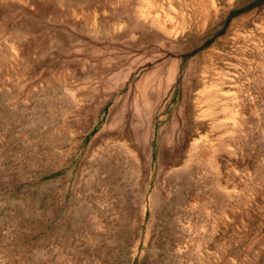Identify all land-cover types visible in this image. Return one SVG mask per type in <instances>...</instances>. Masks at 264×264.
I'll return each mask as SVG.
<instances>
[{
    "label": "rangeland",
    "instance_id": "rangeland-1",
    "mask_svg": "<svg viewBox=\"0 0 264 264\" xmlns=\"http://www.w3.org/2000/svg\"><path fill=\"white\" fill-rule=\"evenodd\" d=\"M0 264H264V0H0Z\"/></svg>",
    "mask_w": 264,
    "mask_h": 264
},
{
    "label": "bare ground",
    "instance_id": "bare-ground-1",
    "mask_svg": "<svg viewBox=\"0 0 264 264\" xmlns=\"http://www.w3.org/2000/svg\"><path fill=\"white\" fill-rule=\"evenodd\" d=\"M218 1V0H217ZM214 3V2H213ZM153 4V3H152ZM154 5V4H153ZM152 7V6H151ZM150 7V8H151ZM147 8V7H146ZM153 8V7H152ZM143 10V9H142ZM144 11H147V9L146 10H143V12ZM150 11V10H149ZM154 12H155V10H154ZM157 12V11H156ZM208 12V11H207ZM217 13V12H216ZM227 13V12H226ZM149 14V13H148ZM156 14V13H155ZM215 14V13H214ZM151 15V14H150ZM152 15H154V14H152ZM160 15H158V17H159ZM166 16V15H165ZM168 16V15H167ZM169 17V16H168ZM167 17V18H168ZM203 17H205V16H203ZM202 17V18H203ZM151 18V17H150ZM149 18V19H150ZM161 18V17H160ZM170 18V17H169ZM211 18V17H210ZM153 19V18H152ZM159 18H157L156 20H158ZM168 20V19H167ZM197 20V19H196ZM203 20H204V18H203ZM161 21H162V19H161ZM164 21V20H163ZM184 21V20H183ZM198 21V20H197ZM169 22V21H168ZM200 22V21H199ZM157 23V22H156ZM167 23V22H166ZM166 23H164V24H166ZM202 23V22H201ZM204 23V22H203ZM208 23V22H207ZM206 23V24H207ZM149 24V23H148ZM160 24V23H159ZM158 24V25H159ZM190 24V23H189ZM162 27H161V29H162V31L163 32H165L166 34H168V35H170V36H172L173 35V39L174 40H178L179 39V37H178V32H176V29H174V28H171V29H167L166 28V26L165 25H161ZM175 26V25H174ZM177 26V25H176ZM188 26V25H187ZM198 26V25H197ZM200 26V25H199ZM168 27V26H167ZM195 28V27H194ZM187 29H189V28H187ZM181 30V29H180ZM178 31H179V29H178ZM185 31V30H184ZM198 31H199V28H198ZM192 32H194V31H192ZM162 33V32H161ZM164 34V33H163ZM196 33H194V35H195ZM192 36V35H191ZM199 36V35H198ZM169 37V36H168ZM172 38V37H171ZM195 38V37H194ZM185 39V38H184ZM205 39V38H204ZM198 40V39H197ZM196 41V40H195ZM170 42V41H169ZM202 42V41H201ZM189 44V43H188ZM199 44V43H198ZM203 45V44H202ZM201 45V46H202ZM197 47V46H196ZM178 48V47H177ZM176 49V48H175ZM180 49V54L181 55H183L184 53H186V52H188L189 50H190V46L189 45H187V46H182V47H180L179 48ZM173 51V50H172ZM178 51V50H177ZM213 54V53H212ZM213 56V55H212ZM162 60V59H161ZM207 60V59H206ZM155 62H158V60L157 59H155V58H153L152 60H147L146 61V63H148V64H153V63H155ZM207 62H209V61H207ZM139 63V62H138ZM182 63H183V61H182V59H180V60H178V62L177 63H175V64H172L169 68H168V71H166V72H164L163 70L164 69H162V66H160V65H157V67L152 71V73L150 72V75H147L146 76V79L144 80V82H141V85H143L142 87L141 86H139V87H141V91H140V94H139V96L137 97V99H136V108L137 109H139V106H141L142 105V103L141 102H145V105H146V110L149 112V114H151V111L153 110V108L156 106V104L158 103V101L162 98V96L164 95V94H166V92L169 90V89H171V87L173 86V81L174 80H177L176 79V77H172V74L174 73V72H177V71H179V69H180V67H181V65H182ZM158 64V63H157ZM213 64V63H212ZM216 66V65H215ZM220 68V67H219ZM133 69V68H132ZM213 69V68H212ZM216 70V69H215ZM130 72V71H129ZM132 72H133V70H132ZM213 72V71H212ZM211 73V72H210ZM131 74V73H130ZM208 74V73H207ZM129 76V75H128ZM168 77V78H167ZM205 77H207V75L205 74V71H204V68H202V70L200 71V80H201V82H203V83H205ZM226 77V76H225ZM199 79V78H198ZM213 79V78H212ZM211 79V80H212ZM229 79V78H228ZM212 83V82H211ZM213 84V83H212ZM140 85V84H139ZM203 85H205V84H203ZM214 85H216V84H214ZM224 86V85H223ZM139 87L137 88L138 90H139ZM219 87V86H218ZM188 88V87H187ZM204 88V87H203ZM202 88V89H203ZM215 88V87H214ZM122 89V86H121V88L119 87V91ZM175 89V88H174ZM174 89H172V92H171V94H169V96H167L168 97V100L163 104V106H162V108H161V110H164L165 108H167V103L172 99V97H173V93H174ZM213 89V88H212ZM215 90V89H214ZM218 90V89H217ZM227 90V89H226ZM176 92V91H175ZM221 92H223V91H221ZM206 94V93H205ZM212 94H213V92H212ZM217 94V93H216ZM218 94H220V93H218ZM202 95V94H201ZM207 96H211V95H208V94H206ZM226 95V94H225ZM175 98V97H174ZM195 98V97H194ZM202 98V97H201ZM196 99L195 100V106L194 107H192V112H193V114H194V117H195V124H196V126L198 125V124H202V122H200V121H202V120H200L201 118H203V117H206V115H211V121L209 122V124H210V127L209 128H215L216 130H215V132L214 133H219L220 131H221V129H223L224 127H225V124H223L222 122H221V120L219 121V114L218 115H216V112H215V107L216 106H213V105H216L217 104V100L218 99H216L215 100V98L216 97H214V98H210V97H206V96H204L202 99ZM204 103H206V104H208L207 106H205V104ZM224 103V102H223ZM227 103V102H226ZM207 107H209V108H207ZM223 110V109H222ZM226 110V109H225ZM225 110H223V111H225ZM224 113V112H223ZM152 115H153V113H152ZM192 116V115H191ZM210 119V118H209ZM152 121V120H151ZM223 121V120H222ZM190 122V121H189ZM134 129V128H133ZM141 129V128H140ZM132 131V130H131ZM134 131V130H133ZM137 131V130H136ZM139 131V130H138ZM204 131V130H203ZM138 132H136L135 134H136V136L138 135L137 134ZM159 135V134H158ZM211 135V134H210ZM210 135H209V137H210ZM146 136V135H145ZM201 136V135H200ZM221 136V135H220ZM231 136V135H230ZM138 137V136H137ZM147 137V136H146ZM145 137V138H146ZM141 138H144V136L142 137V135H141ZM159 138H160V136H159ZM145 139H143V141H144ZM159 140V139H158ZM142 141V140H141ZM145 142H147L146 140H145ZM158 142H160V141H158ZM208 142V141H207ZM214 142V141H213ZM215 143V142H214ZM143 144V143H142ZM146 144V143H145ZM213 144V143H212ZM162 142H160V148H163L162 146ZM166 145V144H165ZM197 146V145H196ZM147 147V146H146ZM145 147V148H146ZM193 147V146H192ZM221 146L219 145V148H220ZM148 148V147H147ZM164 148H167V147H164ZM196 148V147H195ZM213 148H215V147H213ZM227 148V147H226ZM144 149V148H143ZM228 149V148H227ZM141 151H143V150H141ZM191 152V151H190ZM160 162V161H159ZM168 179V178H167ZM155 200V199H154ZM152 204V203H151ZM153 204H155V203H153ZM140 206V205H139ZM154 209V208H153ZM183 231V230H182ZM184 232V231H183ZM186 233V232H185ZM175 235V234H174ZM182 235V234H181ZM181 237V236H180ZM175 238H176V236H175ZM184 239H185V237H184Z\"/></svg>",
    "mask_w": 264,
    "mask_h": 264
}]
</instances>
